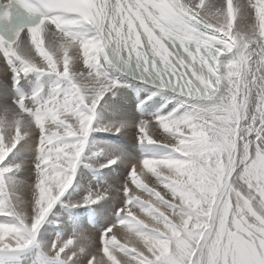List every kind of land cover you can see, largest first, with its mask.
<instances>
[{
    "label": "snow or ice",
    "instance_id": "6c2138e0",
    "mask_svg": "<svg viewBox=\"0 0 264 264\" xmlns=\"http://www.w3.org/2000/svg\"><path fill=\"white\" fill-rule=\"evenodd\" d=\"M0 61V264H264V0H0ZM127 84L176 103L116 118Z\"/></svg>",
    "mask_w": 264,
    "mask_h": 264
},
{
    "label": "bare ground",
    "instance_id": "6f19581e",
    "mask_svg": "<svg viewBox=\"0 0 264 264\" xmlns=\"http://www.w3.org/2000/svg\"><path fill=\"white\" fill-rule=\"evenodd\" d=\"M237 20L239 21V16ZM9 79H10V72L6 73L5 71H3V62L0 61V99H2L6 89L10 87ZM121 93L122 94L118 95L116 98L115 104L112 108V112L116 118L124 119V120L136 121L141 118H149L152 114L156 113L157 111L169 110L176 103L175 101H172L163 92L157 93L155 96H152L151 92L146 87H142L138 84L123 85L121 88ZM147 97H151V98L146 99ZM141 100L144 101L143 105H140ZM138 105L140 106L138 107ZM95 135L99 139L111 140L115 142V144L118 145L119 148L121 149L122 155L125 157V159L119 162L117 165H113L111 168L104 169L101 175L108 177L109 182H117L119 180H123V178L127 175L128 169L131 166V161L128 159V157L138 156L141 153V147L140 145H138L135 138V129L131 128L117 135L106 134V133H97ZM92 174H94L93 171L89 167L82 164L77 177L86 175L91 179L93 176ZM82 181L85 186L91 187L89 181L85 179H82ZM23 191L28 193L26 189H23ZM23 195H25V193ZM118 199L119 198H116L115 200H107L102 202L103 205L106 204V206L109 207V211H108V216L101 219L100 224H105V221L108 218H110L111 212H113V210L116 207H118L119 203H121L120 200L118 201ZM44 238H47L46 235ZM47 240L45 239V241Z\"/></svg>",
    "mask_w": 264,
    "mask_h": 264
},
{
    "label": "rangeland",
    "instance_id": "374dc122",
    "mask_svg": "<svg viewBox=\"0 0 264 264\" xmlns=\"http://www.w3.org/2000/svg\"><path fill=\"white\" fill-rule=\"evenodd\" d=\"M93 175V176H92ZM91 176H92V178L90 179V177H88V176H86V175H84V176H79V177H77V180H76V182L74 183V185H73V187L69 190V192L68 193H66L65 194V197L64 198H62V199H68L69 197H72V198H74V199H78V198H80V197H82L88 190H89V188H96L97 187V185H96V181L93 179V177H94V174H92ZM86 177V178H85ZM82 179H85V180H87V181H89L90 182V186L91 187H87V186H85L84 184H83V181H82ZM93 184H92V183ZM93 186H92V185ZM26 191H28V193L27 192H24L23 191V189H21V192L19 193V195L21 194V196L25 199V198H30L31 197V190L30 189H26ZM25 193V195H23L24 193ZM28 194V195H27ZM78 195H80V196H78ZM120 199H118V201H119ZM121 202V201H120ZM120 204V203H119ZM103 205V204H102ZM119 206V205H118ZM103 207L104 208H106L107 209V212L109 211V207L108 206H106V204L105 205H103ZM60 208H61V205L58 203L55 207H54V209L52 210V213H50V215H49V220H52L53 219V216H54V214L55 213H57L59 210H60ZM112 213V212H111ZM100 223H98L97 225H95V227L93 228V227H91V225L89 224V226L87 225L86 227H87V229L89 230V229H92V230H89V232L93 235V236H95V232L100 228V227H102L104 224H100ZM47 231V232H46ZM58 231V228H57V226L54 224V223H49V222H45V224L42 226V228H41V233H40V235L41 234H43V235H41V237H42V239L45 237V235H46V237L48 238V240H47V238H44L43 240H47V241H49V240H52V239H55V237H56V232ZM46 233V234H45Z\"/></svg>",
    "mask_w": 264,
    "mask_h": 264
}]
</instances>
